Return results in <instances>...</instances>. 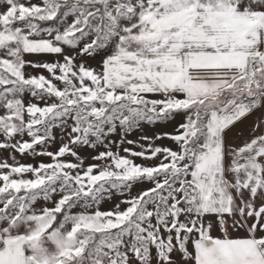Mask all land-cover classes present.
I'll return each instance as SVG.
<instances>
[{"label":"snow or ice","instance_id":"obj_1","mask_svg":"<svg viewBox=\"0 0 264 264\" xmlns=\"http://www.w3.org/2000/svg\"><path fill=\"white\" fill-rule=\"evenodd\" d=\"M0 264H264V0H0Z\"/></svg>","mask_w":264,"mask_h":264},{"label":"rangeland","instance_id":"obj_2","mask_svg":"<svg viewBox=\"0 0 264 264\" xmlns=\"http://www.w3.org/2000/svg\"><path fill=\"white\" fill-rule=\"evenodd\" d=\"M33 2L34 3H39L40 0H33ZM69 54H71V51H69ZM25 58L27 60L34 61V62H45V61L51 62V61L56 60V59H62V58L55 57V56H51V55H26ZM89 63L92 66L95 67L96 64L98 63V61L97 60H90ZM27 71L29 73H32V74H44L45 76L48 75V73L46 71H43L42 69H32V68H29V69H27ZM181 122H183V116H178L176 119H174V120H172V121H170L168 123L161 124V125H158L156 127L147 128L146 131H145V134L148 135V136H153L156 133H165V132H167V133H175V129H176L177 125L179 123H181ZM138 135H139V133L134 134L133 136H130L129 138L130 139H136ZM25 139H27V137H25ZM156 144L157 145H160V146L171 147L173 149L176 148V145L172 141H170L168 139L157 140L156 141ZM125 146L126 147H132L131 145H125ZM50 150L55 151L56 148L53 147ZM99 150H103V149H99ZM113 150H115V149H113ZM135 150L139 151L140 149L139 148H136ZM90 154H94V153H90V152H84V153H82V155H84V156H89ZM121 154H123V153H121ZM4 155L6 156L7 153H4ZM17 159H19L21 161V163H24V164H36V163H38L39 160H44V162H48L47 161V158H42V157L32 158L30 156L21 157V156H19V154H17ZM86 162L87 163H93L94 161H91L89 159ZM136 162L137 163H142L143 161L137 159ZM144 187H148V185H144ZM138 190L139 189H134L133 190V194H135V192L138 191ZM118 200H119V197H115L112 202H105V204L103 205V207L105 209H109ZM39 203H43V202H38V206H39Z\"/></svg>","mask_w":264,"mask_h":264},{"label":"crops","instance_id":"obj_3","mask_svg":"<svg viewBox=\"0 0 264 264\" xmlns=\"http://www.w3.org/2000/svg\"><path fill=\"white\" fill-rule=\"evenodd\" d=\"M256 117H251L246 120L243 124L239 125L232 133H229L230 137L239 136V139L236 140V143L242 142L244 139L250 138L252 135V125ZM259 134V133H256ZM235 235V233H234ZM239 235H244V233H239Z\"/></svg>","mask_w":264,"mask_h":264}]
</instances>
